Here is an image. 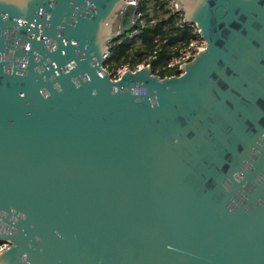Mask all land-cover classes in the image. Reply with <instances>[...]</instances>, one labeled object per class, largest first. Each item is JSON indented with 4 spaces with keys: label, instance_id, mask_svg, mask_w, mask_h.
Returning <instances> with one entry per match:
<instances>
[{
    "label": "water",
    "instance_id": "obj_1",
    "mask_svg": "<svg viewBox=\"0 0 264 264\" xmlns=\"http://www.w3.org/2000/svg\"><path fill=\"white\" fill-rule=\"evenodd\" d=\"M206 47L112 78L126 0H0V264H264V0H171Z\"/></svg>",
    "mask_w": 264,
    "mask_h": 264
},
{
    "label": "trees",
    "instance_id": "obj_2",
    "mask_svg": "<svg viewBox=\"0 0 264 264\" xmlns=\"http://www.w3.org/2000/svg\"><path fill=\"white\" fill-rule=\"evenodd\" d=\"M141 10L146 20L141 31L111 41L104 67L113 77L119 68L126 66L135 70L155 55L150 60L154 73L162 77L180 74L167 64L196 35L193 26L184 21V13L171 0H144Z\"/></svg>",
    "mask_w": 264,
    "mask_h": 264
},
{
    "label": "built area",
    "instance_id": "obj_3",
    "mask_svg": "<svg viewBox=\"0 0 264 264\" xmlns=\"http://www.w3.org/2000/svg\"><path fill=\"white\" fill-rule=\"evenodd\" d=\"M126 2L133 3L136 5V11L134 15V24L129 32V36H133L139 31H141V27L144 26V24L146 23L143 12L141 10V7L144 4V0H126ZM137 22L140 23V26L138 27L135 26ZM191 25L193 26V29L196 35L193 38H191L189 43L186 46H184L182 49H180L179 54L174 56L167 64L169 68L178 69L180 73L182 72V66L185 63L190 62L198 54V52H200L206 47V40L200 34L199 28L194 23H191ZM151 58H155V55L149 56L148 61L146 63L144 62L140 64L138 68L144 65H151L150 64ZM128 69L129 68L126 66L119 68L116 74L112 78L114 79L119 78ZM10 247H11V242L9 240H2L0 243V252L7 250Z\"/></svg>",
    "mask_w": 264,
    "mask_h": 264
}]
</instances>
